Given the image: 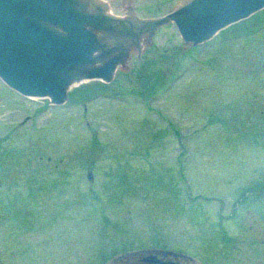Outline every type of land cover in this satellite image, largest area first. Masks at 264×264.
<instances>
[{
    "label": "rangeland",
    "instance_id": "obj_1",
    "mask_svg": "<svg viewBox=\"0 0 264 264\" xmlns=\"http://www.w3.org/2000/svg\"><path fill=\"white\" fill-rule=\"evenodd\" d=\"M261 181L264 8L199 45L163 26L61 105L0 79V264H111L158 244L212 255L235 202L264 203L246 200Z\"/></svg>",
    "mask_w": 264,
    "mask_h": 264
},
{
    "label": "water",
    "instance_id": "obj_2",
    "mask_svg": "<svg viewBox=\"0 0 264 264\" xmlns=\"http://www.w3.org/2000/svg\"><path fill=\"white\" fill-rule=\"evenodd\" d=\"M263 8L264 0H0V79L61 105L76 83L111 82L152 29L172 22L180 44L199 45Z\"/></svg>",
    "mask_w": 264,
    "mask_h": 264
},
{
    "label": "flooded vegetation",
    "instance_id": "obj_3",
    "mask_svg": "<svg viewBox=\"0 0 264 264\" xmlns=\"http://www.w3.org/2000/svg\"><path fill=\"white\" fill-rule=\"evenodd\" d=\"M166 25L152 29L150 39L143 41L142 45L151 41ZM135 50L140 51L141 48ZM129 52L125 51L121 66ZM252 188L255 190L246 191L249 204L253 203V198H264V181L255 182ZM227 218L231 220L229 229L220 220L216 226L212 255L193 256L158 244L125 251L113 257L111 264H264V203L258 201L254 206L241 207L237 201Z\"/></svg>",
    "mask_w": 264,
    "mask_h": 264
}]
</instances>
